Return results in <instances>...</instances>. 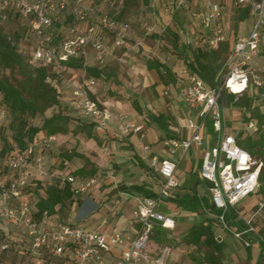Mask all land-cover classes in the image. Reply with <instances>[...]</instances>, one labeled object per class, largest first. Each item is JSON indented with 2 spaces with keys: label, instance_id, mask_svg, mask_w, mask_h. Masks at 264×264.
I'll return each mask as SVG.
<instances>
[{
  "label": "built area",
  "instance_id": "2783aa9c",
  "mask_svg": "<svg viewBox=\"0 0 264 264\" xmlns=\"http://www.w3.org/2000/svg\"><path fill=\"white\" fill-rule=\"evenodd\" d=\"M85 0H0V27L12 18H21L28 24L35 38L33 62L50 67L59 77L61 86L71 89L70 107L79 119L92 122L99 128L115 116L108 108L101 107L88 93V87L95 84L94 77H82L80 80H68L62 74V61L83 52L86 46L93 50V60L102 65L108 50L103 40L96 34V28L113 33V44L122 46L129 33V23L117 21L106 14L97 17L84 33L78 34L77 23L85 19ZM238 6L249 5L252 23L246 36L237 37L231 44L225 71L217 79L215 86L207 85L200 77L191 72L185 61L171 69L173 82L164 90L171 92L186 109L182 124L175 137L165 138L167 157L155 165V156L151 157L154 171L162 182L153 196L134 195L121 192L122 199H116L115 205L126 197H132L130 209V229L123 231L117 227H108L106 220L96 223L55 224L47 210L38 212L35 204L24 198V191L32 178L48 176V184L63 186L70 184L76 197L94 183L93 178L77 179L69 173L49 174L35 144L29 143L21 150L2 151L0 145V175L12 172L13 178L3 184L0 181V223L7 237L1 244V250L16 249L20 255L29 252L34 256L45 254L54 264H158L163 257L152 254L148 244L155 227L172 229L175 213L167 210V203L179 192V181L175 172L189 150H200V165H195L199 176L210 185L207 194L213 210L204 208L207 216L213 218L220 229L249 247L254 236L264 242L254 226L251 214L243 218L244 228H232L226 219V211L237 209V205L246 197L254 194L259 187L262 161L252 156L236 143L235 134L225 130L224 115L227 108L226 95H245L250 106H256L264 100V0H232ZM150 15L154 19L158 12L174 14L183 12L190 26L199 37H187L189 46L205 43L208 48H216L226 41L221 0H149ZM70 10L72 23L65 29L69 38L53 45L52 29L61 15ZM142 38L154 30V23L141 24ZM135 44L141 47L142 40ZM149 57L148 55H146ZM189 56V54H187ZM159 60L160 58L155 56ZM165 63V60H162ZM55 82V80H54ZM1 102V97H0ZM5 111L0 105V121ZM119 126L123 132L141 131V126L126 122L117 114ZM210 119L214 132L213 145L204 148L206 140V121ZM245 129L255 131L256 124L249 119ZM186 132H189L187 135ZM142 136V134H141ZM55 140L54 135L45 137L41 144L45 147ZM207 142H209L207 140ZM210 144V143H209ZM144 152L148 146L142 147ZM177 156L176 158L173 156ZM145 156L142 159L145 160ZM9 227L20 231L17 245L12 242ZM217 242L220 236H215ZM37 258L35 264H41ZM1 264V263H0Z\"/></svg>",
  "mask_w": 264,
  "mask_h": 264
},
{
  "label": "rangeland",
  "instance_id": "374dc122",
  "mask_svg": "<svg viewBox=\"0 0 264 264\" xmlns=\"http://www.w3.org/2000/svg\"><path fill=\"white\" fill-rule=\"evenodd\" d=\"M222 7H223V23L225 26L226 30V41H224V44L227 45L226 51L223 52V58L224 56L229 54V46L231 43L237 38L241 36H246L249 32V28L252 23V17L248 16L245 19H239L238 15H243L241 12V6H238L235 4L232 0H221ZM84 6L86 8V14H85V19L82 20L81 22L77 23V32L78 34H82L85 32L86 28L90 24H95L97 17L101 14H106L110 18L115 19L117 21H125L129 23L130 29L128 36L125 38V44L122 46H115L113 44V33L109 32L108 30L102 29L100 27L96 28V34L103 40L107 50L108 54L104 57V63L108 64L109 66H113L115 63L121 64L120 61H117L118 57H124V54L132 52L133 54H136V49L143 50L140 46H137L135 44V39H133L134 35L140 34L142 36L143 34V29L141 27V24L143 22H146L148 24H153L155 25L154 30L146 35L144 37V40L153 42V49L150 50H143V56L147 57L148 55L150 58H155V56H158L160 59L165 60V63L169 65L170 68L176 67V65L184 62L182 56H180L177 51L173 50V47L171 45V41L173 40L172 34L173 33H179L181 38L180 40H185L187 37L193 38V37H199L200 33L196 32L189 23L188 18L183 12H179V15H177V19L180 23H183L184 28L177 27L175 25L174 20L176 19L174 14H163V15H156L155 18L153 19L152 16L150 15V8L148 5L142 4L140 1H136L134 3L133 7H125L123 4V0H85L84 1ZM125 8V9H124ZM124 10V11H122ZM134 10H140L142 11V14L140 15L139 13L135 14ZM139 12V11H138ZM71 12L70 10H67L62 14L61 17V22H56L58 27H54L52 29V33L54 36H56L55 41L53 42V45H58L62 41L66 40L69 38L68 34L66 33V28L72 23V18H71ZM179 16V17H178ZM5 30L7 32H11L13 30H16L19 33V41L17 44V52H19L26 60H30L32 51L35 48V38L32 35V33L29 30L28 24L25 20L21 18H12L10 22L5 24ZM153 34V36H151ZM155 46V47H154ZM133 50V51H132ZM87 57H90L92 55L93 58V50L91 47L86 46L83 49V52ZM169 56V58H167ZM227 66V59L225 63L222 65L221 69L224 72ZM123 64L118 66V73L122 75L121 78L125 80L121 81L124 86L120 89H111L109 88L108 91V83L105 85L102 84L101 82H98V87L101 89L103 88L104 94L107 97H116V99H124L126 101H132L134 99V96H141L140 99H144V102L146 103L145 100L150 99L153 95L155 98H158L161 96L162 99H165L166 101H171L174 99L172 96L173 94L169 92L167 95L164 94V89L160 91V93L156 92V90L153 88L154 86L151 87V91H145L143 93H140V91H137L138 93H135V91H132V80L130 78V74L128 71H125L122 69ZM172 73V71H171ZM62 74L64 77L67 78L66 72L64 70L62 71ZM173 74V73H172ZM5 76L7 77L11 82H14V78L20 79V77L16 74L15 71L9 69V68H2L0 67V77ZM84 75H78L77 78L80 80ZM59 77L53 72L52 69L49 71V78L52 79L50 83L56 84L59 88H63L61 95L58 97V102L47 108L44 111V116H51V115H62L65 120H62V125L65 126L68 130V136H64L61 140L59 145L49 148L45 150L44 148L46 147H35L36 152L38 153L40 149L46 152V155H52L56 152L57 156H59L54 162L52 168L54 170L58 171H69L73 172L78 168H83L85 172H88L90 168L95 169V173L93 175H84L83 180L85 181L88 178H93L95 181L93 184L88 186V188L78 194L76 197V202H73L72 204H67L63 208H59L55 213L49 214L50 219L53 223L55 224H69V223H77V222H89V223H96V219L93 218L94 213L98 215H105L106 213H109L110 216L108 217L109 220L106 223L108 227H112L116 221V215L115 212L117 210H120L122 212L123 209L129 207V202L125 201H120L118 205H115L114 201L118 199H122V197L119 194H116L117 191L112 192L113 187L110 184L109 180H116L117 176L121 174V172L118 171V167L114 168L111 167L109 169V173L102 172L100 169L96 168V163L98 159H100V156L96 154L97 147L94 145L92 148L88 147L85 144V140H83L84 136L82 132L80 131L81 126L75 123L76 121H80L78 117H73L69 113L68 109V101L70 97V92L71 89L68 86H61L56 82V78ZM157 80V76H153ZM68 79V78H67ZM55 80V82L53 81ZM68 80H74V79H68ZM103 81V80H101ZM150 84V82H149ZM90 94V93H89ZM245 95H237L235 96L232 100H227L226 98V103H227V108L225 111L224 115V120H225V130L226 132L230 134H237L239 132H242L241 135V140L245 139L246 136H250L252 139H258L260 135L264 136V100L258 101L256 103L255 107L256 109L254 110L253 108L249 109H244L243 101H244ZM139 102V100H138ZM177 109H180V106L178 105V102L175 101L173 103ZM0 105L3 107L5 111V118H3L0 121V145L4 146L7 145L3 143L2 139L3 137L7 139V141L10 143L12 141V137L14 134L17 133V124H18V119L12 115V113L9 111V109L0 103ZM71 109V108H70ZM155 112H159L157 110V107L153 108ZM113 114L114 110L113 108L110 107L109 109ZM146 113V109L144 110ZM246 115L249 119H253L256 124V130L251 131L245 129V125L248 122L243 121V117ZM248 119V120H249ZM40 116L37 115L34 118H29L28 122L31 124L38 125L40 124ZM156 128L157 126L154 125ZM94 130V129H93ZM93 134L96 138V141L99 140H104L105 138L100 136L105 134L109 136V133L107 131L104 132H98L94 130ZM131 133H134L130 131ZM157 132V131H156ZM139 136V138H142L141 134L143 135V130L136 132ZM161 137L157 139L155 142V145L159 146V148H154L149 145V154L147 157L143 160L146 169H142V173L146 176H150L152 178V183L157 184L158 180H156L155 174L156 172L153 169V165L151 164V157L155 156L156 161L155 165L159 163V161L162 159V153L160 152V149L164 148L166 149V146L164 145V140L165 137L162 132ZM79 135V136H78ZM213 137L210 136L209 133L206 132V140H205V145L207 143V146L204 148L213 145ZM207 140L209 142H207ZM101 141V142H102ZM100 142V143H101ZM99 143V145H100ZM210 143V144H209ZM155 146V147H156ZM161 146V147H160ZM201 153L203 152V149L198 150ZM263 151H264V145H263ZM42 153V151H41ZM79 154L78 156H73L71 157L70 160H68V163L65 165H59V162L61 160V157L63 154ZM190 153L191 150L186 152L184 155L183 159L180 161V164L178 165V168L175 172V176L178 179H181L182 177H186L187 173L184 171L185 168V163L186 161L190 158ZM200 156H198L195 159V164L198 167L200 165ZM176 158L177 156H173V158ZM115 169V171L113 170ZM131 175L135 176V174ZM141 175L137 179H133L137 181L138 183L146 181L149 179L142 178L139 179ZM11 179V175L8 173L3 174L0 176V181L5 184L8 182V180ZM47 180L44 182L46 183ZM113 182V181H112ZM264 185V184H263ZM264 188V186H263ZM197 190L199 194L207 195V190L205 188H202L201 186L197 187ZM40 189L37 188V182L32 181L29 182L26 192L24 194V198L28 200H33L37 198V193H39ZM179 191L183 192L185 191L183 188H180ZM237 211L239 214L246 216H250L251 214H255L253 218L254 226L257 229V232L263 237L264 240V189L259 188L254 194L249 195L246 197L243 201H241L237 205ZM167 210L170 212H174L175 216L179 218H183L182 222L179 224V228L181 227L183 231L186 229V226H188L190 223L189 219H187L188 214L182 213L180 211V207L178 204H176L174 201L168 202L167 203ZM186 217V218H185ZM189 221V222H188ZM196 221V220H195ZM199 221V220H198ZM2 222L0 223V244H1V239H2ZM10 233L13 235L14 239H17V242H19L20 239V231L17 229H13L12 227H9ZM186 231V230H185ZM169 239L168 245H173V242H178L180 239L177 237L174 239L170 233L166 236ZM20 243V242H19ZM241 243V242H240ZM264 243V242H263ZM252 244V243H251ZM241 249L244 250L245 246L241 243ZM251 246V245H250ZM249 246V247H250ZM244 247V248H243ZM264 249V246H263ZM12 253V254H11ZM12 255V259H8L10 264H29L28 259H24L21 262L19 261V256L20 254L16 252H10ZM10 255V256H11ZM4 261V260H2ZM5 262V261H4ZM8 262V261H6Z\"/></svg>",
  "mask_w": 264,
  "mask_h": 264
},
{
  "label": "trees",
  "instance_id": "16d2710c",
  "mask_svg": "<svg viewBox=\"0 0 264 264\" xmlns=\"http://www.w3.org/2000/svg\"><path fill=\"white\" fill-rule=\"evenodd\" d=\"M136 1H140L144 5H148L149 3V0H123V4L125 7H131V5H134ZM249 9V5L243 6L241 8V12L243 15L239 14L238 18L245 19L250 16ZM163 14L166 13L158 12V15ZM177 15H179V12L174 13L175 18L177 17ZM61 17L58 19L57 23L61 22ZM174 22L177 27H180V29L181 27L184 28L183 23H180L177 18L174 20ZM56 26L58 27V25L55 23V27ZM5 28V26L0 27V67L9 68L15 71L16 74L20 77V79L14 78V82H11L5 76L0 77V103L5 105L12 113V115H14L16 119H18L17 133L13 135L12 141L10 143L7 141L6 138L3 137L2 141L7 145L1 146L2 151L3 153H9L14 150H21L26 147V145L29 143L35 144V147L39 146L42 148L45 146L42 145L41 142L48 135L66 133L67 128L62 125V120H65L66 118L59 114H54L49 117L44 116V111L58 102L57 99L59 95H61L63 88H59L54 83H48L49 81H52V79L49 78V71L51 68L46 65L33 62V51L30 60H26L24 56L17 52V44L20 39L19 33L16 30L7 32ZM170 34H172L173 38V40L171 41L173 50H176L177 53L182 56L189 70L195 73L198 77H200L207 85L211 87L215 86L217 83V79L223 73L221 67L225 63L226 59L228 63V55L224 56L223 58V52L226 51L227 45L224 44V42H221L216 48H208L205 43H200L197 46H189L185 43L184 40H180L181 36L178 32H170ZM56 36H54V41L56 39ZM151 36H153V34H151ZM187 54H189V56H187ZM62 65V71L64 70L66 74L69 68L81 69L84 71L83 77L95 78V84L93 86L88 87V93H90L91 87H94L98 81L104 80L103 70L101 69L100 65H98L97 63L95 65L83 64L82 52H79L77 55L71 56L67 60L62 61ZM145 65L148 70H153L156 73L158 79L163 83L167 84L173 82V75L170 69L166 65L162 64L159 60L150 57H145ZM234 97L235 96L233 94L226 95L227 100H232ZM98 105L104 107L99 103ZM243 105H245V110L249 108H253L255 110V107H257H251L250 100L246 96L244 97ZM132 106L136 111H140V108L138 107L137 102L134 99L132 100ZM37 115H39L41 118L40 124L35 125L28 122L29 118H34ZM147 118L150 121L154 122L158 126V128L163 131L165 138L175 137L168 128V124L166 123L167 117L164 114H154L152 112H148ZM248 119L249 118L246 117V115L243 117V121L245 122H247ZM92 125L93 123L91 122L88 126L90 132L87 133V136L89 137ZM206 131L210 134L211 137H214V132L210 119L206 121ZM241 135L242 132L235 134L236 143L246 149L252 156L262 161L258 189H264V136L260 135L258 139L254 140L248 135L245 137V139L241 140ZM41 151L42 149H40L39 152L41 153ZM78 155L79 154H63L59 165L67 164L68 162H65L66 160L68 161L71 159V157ZM132 161L140 169H146L144 162L139 156L134 155L132 157ZM45 165L49 174L69 173L79 180L83 179L82 177H84V175L89 176L95 173L94 168H90L88 172H85L83 168H78L73 172H69L67 170L65 172H62L54 170L52 168V164L45 163ZM3 174H1L0 176H2ZM8 174L11 175L12 179L14 174L12 172H8ZM190 176L191 179L189 180V182L183 186V189L185 191H179L175 198L171 201H174L176 204L179 205L180 211L182 213L196 214L201 216L199 221L186 226V237L188 239V242L196 246H205L208 249H212V251H219L220 243L214 239V230L212 227L213 222L216 221L213 218L207 216L204 212V208L213 210L211 207L210 198L208 194H199L197 190L198 186H201L202 188H205L207 190V187L210 184L199 176L197 169L193 170ZM155 177L156 180L159 179L157 184H153L152 178H150L149 176L148 180L132 184L130 187L127 188V190L139 191L140 194L143 196H153L155 195V191L157 190L158 186L162 182L161 178L157 173L155 174ZM48 179V176H36L29 181H36L37 188L40 189L39 193H37L36 195L37 198L29 200L35 204L38 212L47 210L49 214H53L59 208H63L67 204H72L73 202H76L77 196L75 197L73 195L69 183H65L63 186H59L58 184L49 185L47 183ZM46 180L47 182L44 183ZM115 191V189L112 190V192ZM24 192H26V189ZM225 217L229 221L232 228L236 230H242L244 228L243 219L239 216L237 209H228L226 211ZM153 232L155 233L154 239L156 241L162 242L168 240V238H166L164 228L157 226L154 228ZM1 235L2 243L5 239H7V237L3 233V229ZM253 239L258 240L255 236ZM15 240L17 241V239ZM12 243L14 245H17V243L15 242ZM259 244L261 245V247L264 246V243L262 241H259ZM10 252H16V249H0L1 264H10L9 260L12 259V253L10 254ZM37 258L42 259L41 264H54L52 259L47 257L45 254H42L40 256H34L29 252L20 255L19 261L21 262L24 259H28L29 264H35ZM2 260H4L5 262ZM209 262L210 264H220L215 258H211Z\"/></svg>",
  "mask_w": 264,
  "mask_h": 264
},
{
  "label": "crops",
  "instance_id": "0c3cea01",
  "mask_svg": "<svg viewBox=\"0 0 264 264\" xmlns=\"http://www.w3.org/2000/svg\"><path fill=\"white\" fill-rule=\"evenodd\" d=\"M133 6L134 5H131V7ZM134 13H139L141 15L142 11L134 10ZM133 39L142 40L141 48L143 50L153 49V42L151 43L144 40V38H142L139 33L134 35ZM143 50L137 48L136 54H133L132 52L126 53L124 54V57H118L117 61H120L121 64H123V70L129 72L130 78L132 80V91H135V93H138L137 91H140V93H143L145 91L148 92L151 91V87L154 86L153 88L156 90V92L160 93L162 89L168 88L171 83L165 84L153 77L157 75L153 70H148L146 68ZM167 58H169V56H167ZM162 60L163 59H159V61L162 64L166 65L171 71L173 67L170 68L169 65L164 63ZM83 64L95 65L96 63L94 62L92 55L90 57H87L83 53ZM121 64L117 62L113 66H109L106 63L100 65L101 69L103 70L104 80L98 82H101L104 85L108 83V91L109 88L120 89L124 86L121 81L125 82V80L121 78L122 75L118 73V66H120ZM78 75H84V71L81 69L70 68L67 70L68 79L79 80L77 78ZM98 82L94 87H91L90 95L100 105L108 109H110V107L113 108L114 110L112 111L114 112L115 116L112 117L103 128H99L96 124L93 123L90 137L87 136V133L90 132L88 126L91 122L80 120L76 121L75 123L81 126L80 131L83 135H85L83 138V140H85V144L90 148H92L94 145H96L97 147L96 154L100 156V159H98L96 163V168L100 169V171L102 172L109 173V169L111 167H118V171L121 172V174L117 176L116 180H109L113 189L117 191L116 194L127 192L132 196L141 195L139 191L127 190V188L132 184L138 183L133 179H137L140 175L141 177L139 179H147L149 177L146 176L144 172L142 173V169L135 165V163L132 161V157L134 155H137L142 159L143 156L147 157V155H150V150L144 152L142 147L148 146L149 148L150 145L152 149L159 148L158 145H155V142L158 138L161 137L160 132L163 133V131L160 130L154 122L150 121L147 118V113L152 112L154 114H164L167 117L166 123L168 124V128L175 136L176 131L182 124L184 116L186 115V109L183 104L176 98L168 102L165 99H162L161 96L155 98V96L153 95L152 97H150V99L147 98V100H145V103L144 99H140L141 96L136 95L134 96V100H136L137 105L140 108V111H136L132 106V101L130 102L124 99H116V97H107L104 94L103 88L101 89L97 86ZM175 101L178 102L180 109H177L173 104ZM155 107H157V110L159 112L154 111L153 108ZM70 108V102L68 101L69 113L73 117H75L76 112L72 108ZM145 109L146 113L144 111ZM117 114L123 115L126 122H129L134 126H141V129L143 130L142 138H139L137 133H131L130 131L123 132L119 126L118 119L116 118ZM154 125H156L157 128ZM93 129L98 132L107 131L109 133V136L100 134V136L104 137L105 139L103 141L99 139L98 141H96V138L92 132ZM68 130H66V133L64 134H53L55 136V140L50 142L49 145L44 149L46 150L47 147L53 148L59 145L60 140L64 136H68V134H71L68 133ZM186 134L188 135L189 132H186ZM160 152L162 153V158L167 157V153L164 148L160 149ZM56 153L49 156L46 155V152L42 150V153L40 154L42 155L45 163L53 164V162L59 157ZM190 155L191 156L186 161L184 168V171L187 173L186 177H182L181 179L176 178L180 184L179 189L183 188V186L186 185L191 179L190 174L193 170H195V159L200 156V152L198 150H191ZM65 162L68 161L66 160ZM113 170L115 171V169ZM131 173L135 174V176L131 175ZM122 201L129 202V207L123 209L122 212H120V210H117L115 212L116 221L113 227H117L123 231H126L130 229V209L133 204V199L129 196V198L126 197V200ZM92 215L93 218L97 220L96 222H101L102 220H106V222H108V217L110 216L109 213H106L105 215H98L94 213ZM239 216L242 219L246 218V216H243L241 214H239ZM200 218L201 216L196 214H188L187 216V219H189L190 221L188 222L190 224L197 222L198 220H200ZM174 219V227L172 229H165V234L167 236L170 233V235L174 239L179 237L180 239L178 240V242L175 241L173 242V245H168V243L170 242L169 239L167 241L158 242L154 239L155 233L153 232L151 235L148 244L149 251L156 256L162 255L163 257V261L158 264H210L209 260L211 258H215L220 264H264V249L263 247H261L258 240L253 239L251 246L242 250L241 243L237 239L232 237L230 234L222 231L217 222H213L212 227L214 230V237L220 236L221 241L219 242L220 250L212 251V249H208L205 246H196L188 242L185 231L186 229L183 231L181 227L179 228V224L182 222L183 218L174 216Z\"/></svg>",
  "mask_w": 264,
  "mask_h": 264
}]
</instances>
